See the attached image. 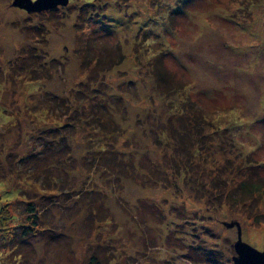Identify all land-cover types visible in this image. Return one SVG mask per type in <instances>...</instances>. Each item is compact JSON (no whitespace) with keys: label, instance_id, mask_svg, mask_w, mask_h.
<instances>
[{"label":"rangeland","instance_id":"374dc122","mask_svg":"<svg viewBox=\"0 0 264 264\" xmlns=\"http://www.w3.org/2000/svg\"><path fill=\"white\" fill-rule=\"evenodd\" d=\"M12 2L0 0V158L38 147L60 198L38 201L50 229L0 244V264H86L93 250L112 264H233L231 222L264 251V198L252 217L225 200L249 173L264 181V0ZM110 52L120 62L97 71L90 58ZM20 178L0 181V206Z\"/></svg>","mask_w":264,"mask_h":264},{"label":"trees","instance_id":"16d2710c","mask_svg":"<svg viewBox=\"0 0 264 264\" xmlns=\"http://www.w3.org/2000/svg\"><path fill=\"white\" fill-rule=\"evenodd\" d=\"M114 53H106L103 57L98 56V58H93L92 56L90 61H94L97 71H104L120 62L122 54L119 52L118 54ZM157 65H155L156 81L159 88L167 92L173 90L176 85L172 78ZM18 66V68H15L16 75L23 73L21 70L22 66H20V64ZM38 66H40L39 63ZM40 75L37 76V79H40ZM49 110L51 115L58 112L54 107H50ZM97 118L99 119V116L96 117V121L103 128L102 131H105L104 128L106 127L105 125L107 122L104 124V122L97 120ZM63 120L64 118L57 114L56 121L58 124L55 126L57 132L61 127H63L62 124H59ZM52 137L54 140L61 138L63 141V135L59 137H54L52 135ZM46 138L44 139L43 146H46L44 150H50L48 153L53 155V150H59L60 142L56 141L53 143L52 140L49 139V136ZM48 142H51L50 144H54V147L49 148ZM56 147L57 149H55ZM40 151L41 150L38 147L32 148L28 154H22L20 156L15 155L13 152H8L4 157L7 161L8 167L3 165L2 159L0 158V181L10 182L8 179L13 178V176L18 178L21 177L19 180L12 179L15 187L19 190V198L0 206V226L2 229L0 234V244L4 246L2 249L7 248V245H9V248L7 249H10V246H12V249L13 247H15V249L17 247L19 248V246H21L20 242L27 241L26 239L29 238V235H35L36 231L50 229L49 225L45 222L44 216L42 215L45 208H43L44 206L40 205L38 201L43 202L45 198L51 196L60 198L58 196L60 193L56 191L57 188H54L56 187L55 185L58 184L59 178L51 172V166H57V162L48 161L47 154L44 155L43 161L41 162L32 158L39 155ZM5 175L8 177H4ZM251 176V173H249L235 183L233 188L227 192L225 197L227 203L229 201L232 206H239V209L243 212L246 211L249 217H252L253 215L250 214L252 213L250 203L259 198H264V181L259 177L251 178ZM20 183L21 185H18ZM23 184L28 185L25 187L22 186ZM17 218L21 219H19V222L15 224L14 221L18 220ZM22 253V251H19L18 255L20 256ZM111 260L112 259H109L108 257L100 259L97 256V252L93 250V252L88 256L86 264H112Z\"/></svg>","mask_w":264,"mask_h":264},{"label":"water","instance_id":"95a60500","mask_svg":"<svg viewBox=\"0 0 264 264\" xmlns=\"http://www.w3.org/2000/svg\"><path fill=\"white\" fill-rule=\"evenodd\" d=\"M67 0H13L12 4L22 7L27 11L41 10L54 7L57 4L64 5ZM228 227L236 226L237 238L233 243L236 255L232 257L233 264H264V251H259L241 239V228L238 222L226 223Z\"/></svg>","mask_w":264,"mask_h":264}]
</instances>
